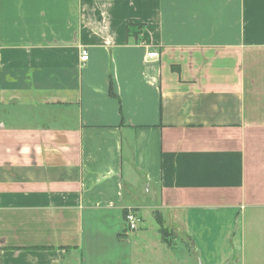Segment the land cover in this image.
Listing matches in <instances>:
<instances>
[{
	"label": "crops",
	"instance_id": "crops-1",
	"mask_svg": "<svg viewBox=\"0 0 264 264\" xmlns=\"http://www.w3.org/2000/svg\"><path fill=\"white\" fill-rule=\"evenodd\" d=\"M127 208L264 264V0H0V264H86Z\"/></svg>",
	"mask_w": 264,
	"mask_h": 264
},
{
	"label": "rangeland",
	"instance_id": "rangeland-1",
	"mask_svg": "<svg viewBox=\"0 0 264 264\" xmlns=\"http://www.w3.org/2000/svg\"><path fill=\"white\" fill-rule=\"evenodd\" d=\"M134 28L131 27V30ZM126 190L128 195V188ZM141 201L146 204L150 202L148 197H141ZM131 209L141 218L138 228L127 230L124 221L120 230V233H124L120 236L122 239L115 243L107 239L102 255L94 257L92 261L87 256L86 264H184L182 259L187 254L184 238L170 228H161L156 212L144 208L141 214ZM115 236L118 237L117 234Z\"/></svg>",
	"mask_w": 264,
	"mask_h": 264
},
{
	"label": "built area",
	"instance_id": "built-area-1",
	"mask_svg": "<svg viewBox=\"0 0 264 264\" xmlns=\"http://www.w3.org/2000/svg\"><path fill=\"white\" fill-rule=\"evenodd\" d=\"M150 57H157L159 56L158 50H152L148 53ZM89 58L87 50L83 51L82 60H87ZM125 221H126V229L127 230H136L139 226V222L141 218L137 216L136 212L129 208L125 214Z\"/></svg>",
	"mask_w": 264,
	"mask_h": 264
},
{
	"label": "trees",
	"instance_id": "trees-1",
	"mask_svg": "<svg viewBox=\"0 0 264 264\" xmlns=\"http://www.w3.org/2000/svg\"><path fill=\"white\" fill-rule=\"evenodd\" d=\"M128 26H129L128 30H129V32H131L130 29H131V27H134L135 24H133V23H129ZM138 32H139V30H135V31H134L135 35H137ZM125 213H126V211H125ZM155 216H156V219H157V222H158L159 226H160L161 228H163V227H164V221H163V218H162L161 214H159V213L156 212Z\"/></svg>",
	"mask_w": 264,
	"mask_h": 264
}]
</instances>
